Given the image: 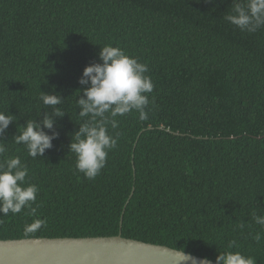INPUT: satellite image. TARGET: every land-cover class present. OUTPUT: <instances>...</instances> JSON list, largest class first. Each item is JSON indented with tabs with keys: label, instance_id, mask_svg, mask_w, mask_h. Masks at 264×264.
<instances>
[{
	"label": "trees",
	"instance_id": "trees-1",
	"mask_svg": "<svg viewBox=\"0 0 264 264\" xmlns=\"http://www.w3.org/2000/svg\"><path fill=\"white\" fill-rule=\"evenodd\" d=\"M232 4L0 0V111L15 117L0 140L40 189L36 216L0 215V240L120 234L215 262L235 239L264 264V226L254 220L264 218V27L249 33L226 21ZM109 44L146 63L154 89L147 120L133 111L109 128L118 145L89 180L69 152L88 86L78 80ZM41 91L60 96L63 117ZM46 114L54 127L44 131L59 135L33 159L14 136ZM36 218L46 225L26 237Z\"/></svg>",
	"mask_w": 264,
	"mask_h": 264
},
{
	"label": "clouds",
	"instance_id": "clouds-1",
	"mask_svg": "<svg viewBox=\"0 0 264 264\" xmlns=\"http://www.w3.org/2000/svg\"><path fill=\"white\" fill-rule=\"evenodd\" d=\"M214 3V0H206ZM226 21L241 31L255 33L264 27V0H233L232 12L224 17ZM99 63H92L83 70L78 83L82 87V95L76 100L81 118L79 129L72 136L69 152L76 155L75 167L87 179H95L105 167L108 153L118 145L119 133L112 134L111 129L119 127L117 117L125 116L133 111L139 114L141 121L148 119L150 105L149 94L154 89L148 65L140 62L134 56L125 52L119 45L111 44L101 47ZM39 99L46 106L53 109V115L63 117L65 111L56 107L63 102L59 95H49L41 91ZM12 114L0 111V134L14 121ZM54 120L45 115L42 121L28 120L22 127L19 135L14 136L16 144H23L30 157H43L46 149L53 147L52 141L58 138L59 133L53 131L48 134L44 129L52 130ZM6 143L0 140V215L9 213L19 214L28 209L29 215L36 216L37 196L40 191L36 184L29 183L27 177L29 168L22 163L21 157L8 156ZM255 223L264 226V218L254 217ZM47 223L46 219L36 218L26 224L24 235L39 230ZM242 229L243 226L239 225ZM252 239L259 242L262 239L260 232ZM240 245L233 239L226 247L218 251L215 264H256V259L239 251ZM183 260L187 256L180 251Z\"/></svg>",
	"mask_w": 264,
	"mask_h": 264
},
{
	"label": "water",
	"instance_id": "water-1",
	"mask_svg": "<svg viewBox=\"0 0 264 264\" xmlns=\"http://www.w3.org/2000/svg\"><path fill=\"white\" fill-rule=\"evenodd\" d=\"M163 245L123 238H24L0 240V264H215Z\"/></svg>",
	"mask_w": 264,
	"mask_h": 264
}]
</instances>
